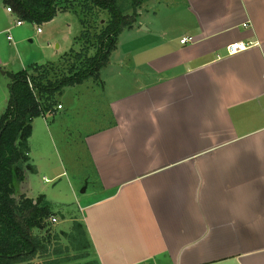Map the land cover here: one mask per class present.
Listing matches in <instances>:
<instances>
[{
	"label": "crops",
	"instance_id": "crops-1",
	"mask_svg": "<svg viewBox=\"0 0 264 264\" xmlns=\"http://www.w3.org/2000/svg\"><path fill=\"white\" fill-rule=\"evenodd\" d=\"M142 6L100 71L108 123L84 140L96 190L70 223L97 264H264V0ZM238 42L252 46L228 56ZM50 117L32 121L30 164ZM17 193L43 195L28 177Z\"/></svg>",
	"mask_w": 264,
	"mask_h": 264
},
{
	"label": "trees",
	"instance_id": "trees-1",
	"mask_svg": "<svg viewBox=\"0 0 264 264\" xmlns=\"http://www.w3.org/2000/svg\"><path fill=\"white\" fill-rule=\"evenodd\" d=\"M0 1L11 9L17 20L35 25L50 22L63 12L77 13L70 6V0ZM87 1L91 5H84L79 12L82 30L78 50H71L59 64H33L27 71L7 73L9 100L0 116V264H28L37 257L86 259L91 254L80 222L75 221L68 230L54 234L48 220L55 215L63 219L62 215L53 211V205L44 195L30 199L18 195L14 185L22 183L27 173L35 172L28 157L32 121L56 114V98L64 88L79 86L88 79L101 83L100 71L116 50L118 37L136 24L137 11L144 2L131 0L130 14H126L116 0ZM93 6L108 14L106 24L96 35H90L86 29ZM92 49L95 51L91 55ZM60 238L66 244L61 248L55 244L51 250L52 243L59 242ZM85 264L97 262L91 260Z\"/></svg>",
	"mask_w": 264,
	"mask_h": 264
},
{
	"label": "rangeland",
	"instance_id": "rangeland-1",
	"mask_svg": "<svg viewBox=\"0 0 264 264\" xmlns=\"http://www.w3.org/2000/svg\"><path fill=\"white\" fill-rule=\"evenodd\" d=\"M70 1V6L75 7L77 13L63 12L50 22L41 25L23 22L21 26H15L16 16L13 13H7L6 6L0 1V56L3 60V65L0 67V101L9 99L10 80L7 75L1 76L2 73L16 74L27 71L33 64L44 66L59 64L71 50H78L82 30L79 12L84 5L91 4L87 0ZM116 1L126 14H130L131 0ZM162 3L147 2L141 6L145 10L155 11L163 9L165 5ZM91 10L93 13L90 15L89 27L86 29L90 35H96L106 24L108 14L94 6ZM152 18L151 12H143L141 21L151 23ZM7 29L10 30L12 39L10 42L6 39ZM37 29L40 30L39 33ZM120 35L118 39L122 41L125 37L124 31ZM94 51L92 49L90 54H94ZM117 56L123 59V46L114 55L115 59ZM99 84L93 79H88L82 87L65 88L56 98L58 103L64 105V110L49 118L50 132L39 137L34 135L30 140L29 147L34 159L31 164L36 171L27 173L26 177L34 189L43 194L53 205V211L58 214L60 212L66 217L63 223L62 219L56 215L54 216L56 223H51V218L48 220L52 224L50 228L54 234L70 228L73 222L70 223L69 218L81 219L79 206L94 198L96 179L84 140L85 136L108 123L97 94ZM37 170L38 174H36ZM14 185L16 190H19V185ZM59 242H53L51 250L54 249L55 244V247L60 248L66 244L62 238ZM91 260V255L86 259H68L65 256L37 257L28 264H85Z\"/></svg>",
	"mask_w": 264,
	"mask_h": 264
},
{
	"label": "built area",
	"instance_id": "built-area-1",
	"mask_svg": "<svg viewBox=\"0 0 264 264\" xmlns=\"http://www.w3.org/2000/svg\"><path fill=\"white\" fill-rule=\"evenodd\" d=\"M6 11L8 12V13H12V11H11V9L10 8H7L6 9ZM22 23L23 22H21L20 20H16L15 21V26H21L22 25ZM244 27H245V25H244ZM37 32L39 33L40 32V30L39 29H37ZM5 33L7 34V36H6V39H7V41H12V39H11V36H10V30L9 29H7L6 31H5ZM190 42H192V39L191 38H184V39H182L181 41H180V44H187V43H190ZM252 46V44H250V43H240V42H238V43H233V44H230V45H228L227 47H226V53H227V55L228 56H232V55H235V54H237V53H240V52H243V51H245V50H247L248 48H250ZM263 81H264V78H263ZM30 85V84H29ZM57 109L58 110H60L61 109V106H57ZM46 181V180H45ZM50 222L51 223H56L57 222V220H56V218H54V217H52L51 219H50Z\"/></svg>",
	"mask_w": 264,
	"mask_h": 264
},
{
	"label": "water",
	"instance_id": "water-1",
	"mask_svg": "<svg viewBox=\"0 0 264 264\" xmlns=\"http://www.w3.org/2000/svg\"><path fill=\"white\" fill-rule=\"evenodd\" d=\"M82 192H84V191L82 190Z\"/></svg>",
	"mask_w": 264,
	"mask_h": 264
}]
</instances>
